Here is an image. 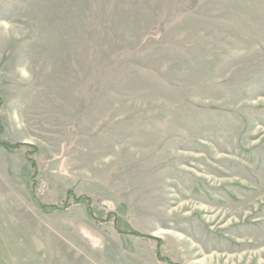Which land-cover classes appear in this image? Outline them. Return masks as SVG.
Listing matches in <instances>:
<instances>
[{
	"label": "rangeland",
	"instance_id": "rangeland-1",
	"mask_svg": "<svg viewBox=\"0 0 264 264\" xmlns=\"http://www.w3.org/2000/svg\"><path fill=\"white\" fill-rule=\"evenodd\" d=\"M0 98V264H264V0H0Z\"/></svg>",
	"mask_w": 264,
	"mask_h": 264
},
{
	"label": "trees",
	"instance_id": "trees-1",
	"mask_svg": "<svg viewBox=\"0 0 264 264\" xmlns=\"http://www.w3.org/2000/svg\"><path fill=\"white\" fill-rule=\"evenodd\" d=\"M3 106H4L3 100L0 98V148L10 153L15 152L23 147L27 148V151L25 152V159L31 169V179L30 180L32 182V190L33 192H35L37 189V185H38L39 167H38V163L36 159L34 158V155L38 153V148L31 144L13 142L5 138L4 135H5L6 127L4 126L2 122ZM83 200L87 201L88 208L90 211V216L92 220L94 221V223L101 224V225L113 224L115 225V227H117V215L116 214L109 212L105 218L98 217L94 212L92 200L84 195H77L73 191H69L67 193L65 201H63L62 203L47 205V204L42 203L41 201H38V204H39V207L43 210L64 212V211L71 209L74 206L80 205ZM117 230H118V233L120 234H128L136 238L154 241L155 258L160 264H180V263L173 261L171 258L163 255L162 239L156 238L150 235L141 234L136 231H121L118 228Z\"/></svg>",
	"mask_w": 264,
	"mask_h": 264
}]
</instances>
